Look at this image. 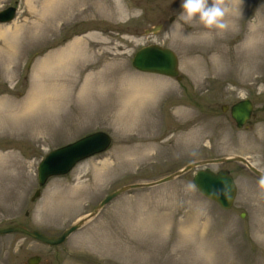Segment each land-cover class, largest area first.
<instances>
[{
	"label": "rangeland",
	"instance_id": "rangeland-1",
	"mask_svg": "<svg viewBox=\"0 0 264 264\" xmlns=\"http://www.w3.org/2000/svg\"><path fill=\"white\" fill-rule=\"evenodd\" d=\"M121 2L130 13L114 0H0L18 7L0 25V229L60 237L109 194L192 162L241 156L264 172V0H225L229 27L210 36L180 19L182 0ZM150 44L177 54L181 81L133 67ZM246 98L254 115L238 129L229 107ZM97 131L110 148L32 203L45 156ZM222 168L238 188L230 210L199 192L195 169L117 195L59 246L2 235L0 264H264V187L240 164Z\"/></svg>",
	"mask_w": 264,
	"mask_h": 264
},
{
	"label": "water",
	"instance_id": "water-1",
	"mask_svg": "<svg viewBox=\"0 0 264 264\" xmlns=\"http://www.w3.org/2000/svg\"><path fill=\"white\" fill-rule=\"evenodd\" d=\"M17 9L15 7H9L0 12V23L7 24L12 22L16 18ZM161 25L156 26L150 31H146L147 35L156 34L161 29ZM177 55L169 49L163 48L158 44H151L141 48L136 52L133 58V67L143 73L158 74L177 78L181 80L179 76ZM253 111L252 103L248 100L239 102L231 109L232 118L235 120L237 127L242 128L251 119ZM112 143V138L109 134L99 131L90 134L74 143L66 145L64 147L53 150L48 156L40 163L38 168V178L41 185H45L46 182L56 176L67 175L78 163L84 161L90 157L106 152ZM241 162L246 164L251 171L256 175L262 177V173L257 168L253 167L246 159L242 157H233L221 160H214L208 162H196L189 164L185 168L178 172L165 177L159 181L148 184H137L124 187L112 194H110L95 210L90 218L96 216L103 207H105L112 199L117 195L124 193L130 189L135 188H151L168 183L189 171L204 167L209 164L223 163V162ZM193 183L200 190V192L207 198L216 201L224 209H231L234 200L236 198V185L233 177L229 171L212 172L210 170H200L196 173ZM98 210V211H97ZM97 211V213H96ZM88 219L82 220L75 224L67 231H65L60 237H49L43 233L35 230H29L23 226H14L0 231V235L21 232L27 234L44 244L50 246H56L63 244L66 239L81 228ZM30 264H33L30 261Z\"/></svg>",
	"mask_w": 264,
	"mask_h": 264
},
{
	"label": "clouds",
	"instance_id": "clouds-1",
	"mask_svg": "<svg viewBox=\"0 0 264 264\" xmlns=\"http://www.w3.org/2000/svg\"><path fill=\"white\" fill-rule=\"evenodd\" d=\"M181 8L180 19L186 24L195 22L209 30L204 35L210 36L211 30L223 31L229 27L225 18L231 9L226 6L225 0H182ZM259 184L264 187V176Z\"/></svg>",
	"mask_w": 264,
	"mask_h": 264
},
{
	"label": "flooded vegetation",
	"instance_id": "flooded-vegetation-1",
	"mask_svg": "<svg viewBox=\"0 0 264 264\" xmlns=\"http://www.w3.org/2000/svg\"><path fill=\"white\" fill-rule=\"evenodd\" d=\"M239 102V101H238ZM237 103V102H236ZM236 103H234L233 105H235ZM233 105H231L229 108L231 109L232 108V106ZM227 109V108H226ZM250 124V123H249ZM249 124L247 125V127L245 128V129H248V127H249ZM226 164H228V163H225V164H222V165H217V166H214V167H218V166H220L218 169H217V171H220V170H226V169H224V168H222V166H224V165H226ZM237 164H240V165H242V167L243 168H246V169H248V167L247 166H245L244 164H241V163H237ZM249 170V169H248ZM250 172H252L251 170H249ZM253 173V172H252ZM255 176H257L255 173H253ZM258 178H260L259 176H257ZM234 179L236 180V178L234 177ZM39 190V188H37V189H35V193H34V195L36 194V192ZM34 195L33 196H31L30 197V201H32V203H35L36 202V199L34 200L33 198H34ZM28 215V214H27ZM14 226V225H13ZM11 227V226H10ZM6 228H9V227H6ZM6 228H3V229H6ZM2 228L0 229V230H3ZM32 229V228H31ZM33 230H36V229H33ZM43 233V232H42ZM2 235H0V237H1ZM27 237H30V236H28V235H26ZM31 238V237H30ZM35 241H37V242H40V241H38V240H36V239H34ZM30 261L33 263V264H42L43 263V259H42V257L40 256V255H34V256H31V257H29L28 258V260H27V264H30Z\"/></svg>",
	"mask_w": 264,
	"mask_h": 264
},
{
	"label": "bare ground",
	"instance_id": "bare-ground-1",
	"mask_svg": "<svg viewBox=\"0 0 264 264\" xmlns=\"http://www.w3.org/2000/svg\"><path fill=\"white\" fill-rule=\"evenodd\" d=\"M114 3H115V7H116V10L118 11V13L120 14V15H123V14H125V13H130L131 12V8L130 7H127L126 6V8L123 6V4H122V2H121V0H114ZM117 13V14H118ZM0 25H8V23L7 24H1L0 23ZM0 31L4 34V33H10L9 31L10 30H8V28L7 29H1L0 28ZM71 48H77V46H75V45H73V46H71ZM63 54V53H62ZM155 94H157V95H165V94H167V93H165V90L163 91V92H158V93H155ZM36 95H38V96H40L41 97V94H39V93H36ZM152 97H154V95L152 96ZM49 98H45V100L47 101ZM43 100V99H42ZM98 211V210H97ZM97 211H96V213H97ZM88 221H89V219H88ZM260 233H261V237H264V230H261L260 231Z\"/></svg>",
	"mask_w": 264,
	"mask_h": 264
}]
</instances>
